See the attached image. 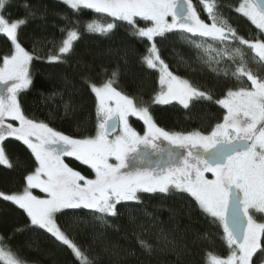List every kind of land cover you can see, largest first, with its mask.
<instances>
[{
	"label": "snow or ice",
	"instance_id": "6c2138e0",
	"mask_svg": "<svg viewBox=\"0 0 264 264\" xmlns=\"http://www.w3.org/2000/svg\"><path fill=\"white\" fill-rule=\"evenodd\" d=\"M62 2L75 15L92 10L125 21L136 37L152 42L143 60L149 69H158L161 90L150 103L131 97L113 86L118 76L115 71L102 85L90 84L97 101L98 124L96 134L83 139H74L30 118L18 99L33 84L30 64L34 57L18 37L19 28L27 20L10 21L4 15L8 0H0V35L6 36L12 45L0 64V85L4 86L0 92V165L15 167L4 147L8 138L22 142L35 161L33 169H26L23 189L0 192V199L22 210L30 226L44 230L67 246L78 264H93L86 251L59 225L58 214H64L66 209H87L97 219L105 220L118 214L117 206L122 202H139L141 193L167 194L174 189L190 196L202 214L222 227V239L229 253L222 258L210 252L206 264H254L253 257L258 252L264 255V223L254 218L264 214V77L247 69L244 52L233 45H247L264 62V38L253 41L240 36L227 20L219 19L217 5L208 0H200V4L211 23L201 19L191 0ZM235 12L264 33V0H239ZM169 16L171 22L166 19ZM136 18L146 22L145 26L139 27ZM79 26V21L72 24L58 53L49 54V62H57L70 53L80 34ZM114 27L113 23L102 24L96 19L84 24L86 31L102 34ZM177 28L191 34L189 42L204 53L205 63L210 67L216 65L213 71H223L227 76V69L219 68L227 59L236 64L232 76L237 80L246 77L251 82L250 88L229 89L223 98L215 100L225 114L207 135L170 133L158 127L151 114L152 104L178 101L184 109L191 110L197 102L213 100L210 91H202L174 75L161 58L154 38ZM207 40L220 47L214 48ZM68 107L66 104L65 108ZM130 117L143 121V135L130 125ZM161 139L175 148L186 149L187 155L165 149L158 143ZM201 148L203 152L199 151ZM149 149L153 154H166L172 163L158 168L136 167L134 162L143 163ZM66 156L87 165L94 178L70 167L62 159ZM113 159L115 163L110 162ZM205 173H211L214 179H207ZM37 189L43 195L34 194ZM142 245L150 248L143 241ZM0 264H27L4 237H0Z\"/></svg>",
	"mask_w": 264,
	"mask_h": 264
},
{
	"label": "trees",
	"instance_id": "16d2710c",
	"mask_svg": "<svg viewBox=\"0 0 264 264\" xmlns=\"http://www.w3.org/2000/svg\"><path fill=\"white\" fill-rule=\"evenodd\" d=\"M191 2L201 19H205L207 14L200 0ZM208 2L217 5L219 19L227 20L240 36L253 41L264 38V33L235 12L239 0ZM33 12L35 15H30ZM4 15L10 21L27 20L19 28L18 37L34 57L30 64L33 84L18 96L21 106L30 118L47 123L56 131L74 139L96 134L97 102L90 84L102 85L113 71L118 73L113 86L131 97L150 103L161 90L158 71L149 69L143 60L151 42L136 37L133 28L124 21L92 10H82L75 15L60 0H8ZM93 19L102 24L113 23L115 27L106 34L88 32L84 24ZM136 19L140 27L145 26L146 22ZM77 21L80 34L70 53L57 62H49V54L58 53L67 30ZM190 39L191 34L174 29L154 38V42L174 75L202 91H210L213 100L197 102L191 110L177 103L152 104L151 114L157 126L170 133L209 134L225 114L215 100L223 98L229 89L249 88L250 82L246 77L237 80L232 76L236 64L227 59L219 65L220 69H227V76L223 71H213L216 65L210 67L205 63L207 57L189 42ZM206 43L220 47L211 40ZM233 46H239L244 52L247 69L264 77V62L259 61L247 45L237 42ZM11 50V42L0 35V61ZM131 123L142 130L139 121L131 119ZM4 147L15 167L9 169L0 165V192L21 191L28 174L26 169L35 167L34 158L30 150L14 138H8ZM66 162L92 177V171L82 163L71 158ZM140 196L139 202H122L117 206L118 214L105 220L97 219L87 209H66L64 214H58V223L86 251L93 264H206L210 252L221 257L228 255L222 227L202 214L186 193L172 190L167 194L141 193ZM254 218L264 223V214ZM17 229L24 231L17 232ZM0 237H4L27 264H78L67 246L44 230L30 226L26 214L3 199H0ZM142 241L150 248L144 247ZM253 261L262 264L264 255L258 252Z\"/></svg>",
	"mask_w": 264,
	"mask_h": 264
},
{
	"label": "rangeland",
	"instance_id": "374dc122",
	"mask_svg": "<svg viewBox=\"0 0 264 264\" xmlns=\"http://www.w3.org/2000/svg\"><path fill=\"white\" fill-rule=\"evenodd\" d=\"M60 1H62V0H60ZM206 13V12H205ZM207 14V13H206ZM113 18V17H112ZM169 22H171V16H169V17H167L166 18ZM206 23H211V20H209L208 19V16L205 18V19H203ZM125 22V21H124ZM127 23V22H126ZM140 27V26H139ZM144 27V26H143ZM178 29V28H177ZM67 38V37H66ZM152 43V42H151ZM49 61V60H48ZM0 64H2V60L0 61ZM155 70H157L158 71V69H155ZM158 73H159V71H158ZM159 75H160V73H159ZM250 82V81H249ZM3 85H0V92H2L3 91ZM250 87H251V82H250ZM249 87V88H250ZM95 95V94H94ZM96 98V97H95ZM97 102V101H96ZM170 103H177V104H179V102L178 101H171ZM180 105V104H179ZM182 106V105H181ZM131 119L132 120H137V121H139V123L141 124V126H142V130H139V129H137L136 127H134L133 125H132V123H131ZM129 123H130V125L133 127V129L138 133V134H140V135H143L144 134V132H145V125L143 124V121H141V120H139L138 118H136V117H130L129 118ZM204 135H207V134H204ZM158 143H160L161 144V146L162 147H164L165 149H168V150H172V151H174V152H176V153H182L183 155H187V150L186 149H180V148H175V146H172V145H169L168 144V142L167 141H164L163 139H161L160 141H158ZM141 147H143V146H141ZM193 151H196L195 149L193 150ZM199 151H201V152H203V149L201 148V149H199ZM67 158H71V159H74V160H76L74 157H62V159H64V161H65V163H67L66 162V159ZM77 161V160H76ZM78 162H80V161H78ZM110 162H113V163H115V161H114V159L113 160H111ZM81 163V162H80ZM169 163H172V161H170L168 158H167V155L166 154H153L152 153V151H151V149H149L148 150V155H147V157L145 158V160H144V162L143 163H141V162H139V161H135L134 162V164H135V166L136 167H140V168H158V166H164V165H167V164H169ZM83 164V163H82ZM84 165V164H83ZM85 166H87V165H85ZM88 167V166H87ZM89 168V167H88ZM90 169V168H89ZM75 170V169H74ZM91 170V169H90ZM76 171H78V170H76ZM92 171V170H91ZM82 173V172H81ZM93 173V172H92ZM83 175H85V176H87L86 174H84V173H82ZM205 176H206V178L207 179H214V177L212 176V174L211 173H205ZM90 178H94V173H93V175H92V177H90ZM174 190V189H173ZM176 191V190H175ZM34 194H37V195H43V194H41V193H39V190L37 189V190H34ZM222 258H224V257H222Z\"/></svg>",
	"mask_w": 264,
	"mask_h": 264
},
{
	"label": "water",
	"instance_id": "95a60500",
	"mask_svg": "<svg viewBox=\"0 0 264 264\" xmlns=\"http://www.w3.org/2000/svg\"><path fill=\"white\" fill-rule=\"evenodd\" d=\"M110 135L114 136V135H115V133H111Z\"/></svg>",
	"mask_w": 264,
	"mask_h": 264
}]
</instances>
